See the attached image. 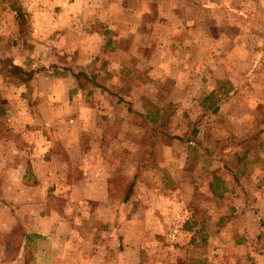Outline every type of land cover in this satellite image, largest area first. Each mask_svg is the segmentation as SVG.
Segmentation results:
<instances>
[{
    "label": "rangeland",
    "instance_id": "rangeland-1",
    "mask_svg": "<svg viewBox=\"0 0 264 264\" xmlns=\"http://www.w3.org/2000/svg\"><path fill=\"white\" fill-rule=\"evenodd\" d=\"M45 1L0 0V152L53 161L0 169V264H264V0Z\"/></svg>",
    "mask_w": 264,
    "mask_h": 264
},
{
    "label": "crops",
    "instance_id": "crops-1",
    "mask_svg": "<svg viewBox=\"0 0 264 264\" xmlns=\"http://www.w3.org/2000/svg\"><path fill=\"white\" fill-rule=\"evenodd\" d=\"M47 1L50 2V0H47ZM53 1H54V4H56L55 5L56 10L62 12L63 16H61V17H63L64 19L66 18L68 20H73L74 17H76L72 13H74V11L76 9H78L79 0H74V2H65V0H53ZM68 1H71V0H68ZM45 5H47V2L45 0H38V2L33 3V5L30 4V9L33 11L41 12V14H43L49 21H51L53 19V16L50 14V10H48V11L45 10L46 9ZM13 12H14V10H13ZM14 19L18 20L17 17H14ZM52 22H53L52 27H56V26H59L61 21H60V19H57V20H53ZM73 22H76V21L73 20ZM34 23L39 24L40 21H35ZM25 137L26 138L28 137L31 143L34 142V143H32L34 145L32 147L33 151L31 152V150H29L27 155L25 157H23L22 154L24 153V151L22 150L21 147L16 149L14 152H17V153H13L12 156H10L9 154H6L4 152V150H2L0 152V169H2L3 167L4 168L8 167L9 169H12L13 167L17 166L24 173L25 172H31V171L35 172L34 169H36V165H38L37 163L42 162V163H40L42 165L41 168H43L45 171H50L52 164H53V161L52 160L47 161L49 153L46 152L48 150L46 148V146L48 143L51 144L47 139L48 137L45 135L44 142L41 143L42 145L44 144V149L41 148V146H42L40 144L41 141H39V143L36 141L37 135L35 133L30 132V133L26 134ZM41 155H44V159H42ZM3 158H5V160H3ZM20 183L25 185V186L28 185L26 182H24L22 180L20 181ZM42 186H43L42 182L36 183L37 188H40ZM52 186L53 185H51V187ZM51 187H49V185H46V187H44V188L48 189ZM34 201L38 202V201H41V199H37ZM39 218L41 219L40 216H39ZM35 219L36 220L38 219L37 216ZM50 229H52V228L51 227H48V228L45 227V228H43V230H39L38 228H35V229L30 228L29 230L26 231V236L27 237H31L33 235L47 236L49 234H52ZM24 246H25V244H22V246L20 247V251H23L26 248V246L25 247ZM37 264H39L38 261H37Z\"/></svg>",
    "mask_w": 264,
    "mask_h": 264
},
{
    "label": "trees",
    "instance_id": "trees-1",
    "mask_svg": "<svg viewBox=\"0 0 264 264\" xmlns=\"http://www.w3.org/2000/svg\"><path fill=\"white\" fill-rule=\"evenodd\" d=\"M19 15V14H18ZM0 62H4L5 64L8 63V61H4L0 59ZM10 64V70L9 73L13 76H18L19 79H21L23 77V74L19 72L20 67L14 63L9 62ZM74 77L80 81L81 79L85 78L86 80L88 79V76L86 75V73L84 72H77L74 74ZM94 77H96V74H92L91 78L94 79ZM24 80V79H22ZM215 90L210 92L204 99H203V108H209L212 112H216L217 111V105L215 103ZM207 102H209V105H207ZM1 109V107H0ZM2 111V110H1ZM0 111V113H1ZM169 133L166 132L164 133V135L166 136L165 138H167L169 140V138H171L170 135H168ZM169 136V138H168ZM130 184L132 185V182H130ZM231 190V187L229 186L228 181H226L225 179V174L221 169H216L213 171L212 173V177H211V181L209 183V191L211 192V194L215 197L224 198V193ZM127 197V196H126Z\"/></svg>",
    "mask_w": 264,
    "mask_h": 264
}]
</instances>
